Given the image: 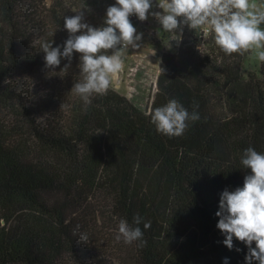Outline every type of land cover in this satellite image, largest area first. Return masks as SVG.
<instances>
[{
    "label": "trees",
    "instance_id": "trees-1",
    "mask_svg": "<svg viewBox=\"0 0 264 264\" xmlns=\"http://www.w3.org/2000/svg\"><path fill=\"white\" fill-rule=\"evenodd\" d=\"M45 1L0 0V264H113L108 231L136 215L151 221L139 225L146 244L122 240L120 264H246L248 248L235 237L224 245L216 213L222 192L250 174L243 151L264 154V62L260 75L245 73L250 52L225 55L210 28L184 25L179 50L162 55L147 111L111 86L85 107L66 84L83 79L80 54L52 73L41 43L64 44V16L104 26L115 0ZM37 71L44 89L27 77ZM170 99L190 113L195 102L200 116L173 138L150 122Z\"/></svg>",
    "mask_w": 264,
    "mask_h": 264
},
{
    "label": "clouds",
    "instance_id": "clouds-1",
    "mask_svg": "<svg viewBox=\"0 0 264 264\" xmlns=\"http://www.w3.org/2000/svg\"><path fill=\"white\" fill-rule=\"evenodd\" d=\"M153 6V0H115V4L107 8L104 26L99 28L85 23L82 12L64 16V27L69 33L64 44L53 47V42L41 43L45 68L54 73L61 59H67L69 63L61 70L66 72L71 67L73 53H79L83 79L74 83L71 92L87 107L94 94L107 93L111 78L122 71L125 50L140 46L142 34H137L130 22L133 15L142 22L151 15L163 31L173 34L181 25L192 30L210 28L215 44L225 55L243 56L250 52L264 62V29L261 28L264 9H257L250 0H158L155 7L162 11L150 12ZM109 50L111 54H107ZM195 109H198L195 102L190 113L177 99H170L152 111L150 122L159 134L179 137L185 133L189 122L200 119ZM240 163L243 169L250 170V174L244 177L243 187L222 192L216 213L219 217L217 228L225 236L223 243L228 249L233 248V237L246 245V264H253V261L264 264V154L248 147L243 151ZM141 223L144 229L151 227V221L143 222L139 215L133 217L131 225L121 219L116 240L143 247L146 241L139 226ZM80 239L87 242L89 237L87 233H81ZM224 264H228L227 258Z\"/></svg>",
    "mask_w": 264,
    "mask_h": 264
},
{
    "label": "rangeland",
    "instance_id": "rangeland-1",
    "mask_svg": "<svg viewBox=\"0 0 264 264\" xmlns=\"http://www.w3.org/2000/svg\"><path fill=\"white\" fill-rule=\"evenodd\" d=\"M44 0H28L27 6L39 7L41 9ZM71 1V0H70ZM46 2V1H45ZM53 0H47V5H52ZM158 0L153 2L152 11H162L155 5ZM250 3L255 4L257 9H264V0H250ZM48 7V6H47ZM183 27L181 25L178 30L173 33L163 31L156 19L149 15L147 20L141 21L136 32L142 34V39L138 42V48H129L125 50L122 59L124 67L120 73L111 78L110 86L120 94L128 97L137 107L147 111L152 103L156 91V79L161 71L164 70L162 55L164 53H176L182 42ZM264 29V24L261 25ZM261 64L255 56L250 53L244 62L245 73L252 71L260 75ZM30 82H35L33 86L39 89H44V85L40 78L45 77L44 74L28 72ZM73 81L67 76L66 84L69 86L67 91L72 90ZM53 85L61 86L58 82H52ZM118 225L112 226L109 229L111 236L105 240L104 245H107L109 250V260L114 264H120V245L122 240L117 241ZM120 261V262H119ZM123 263V262H122Z\"/></svg>",
    "mask_w": 264,
    "mask_h": 264
},
{
    "label": "built area",
    "instance_id": "built-area-1",
    "mask_svg": "<svg viewBox=\"0 0 264 264\" xmlns=\"http://www.w3.org/2000/svg\"><path fill=\"white\" fill-rule=\"evenodd\" d=\"M204 33L207 35L209 33V29L206 28Z\"/></svg>",
    "mask_w": 264,
    "mask_h": 264
}]
</instances>
